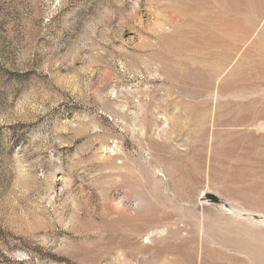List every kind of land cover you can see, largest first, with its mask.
Returning <instances> with one entry per match:
<instances>
[{
  "label": "rangeland",
  "instance_id": "1",
  "mask_svg": "<svg viewBox=\"0 0 264 264\" xmlns=\"http://www.w3.org/2000/svg\"><path fill=\"white\" fill-rule=\"evenodd\" d=\"M0 264H264V0H0Z\"/></svg>",
  "mask_w": 264,
  "mask_h": 264
}]
</instances>
